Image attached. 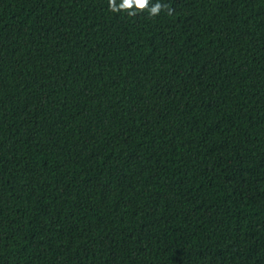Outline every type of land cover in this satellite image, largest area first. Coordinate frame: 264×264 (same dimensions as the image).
Instances as JSON below:
<instances>
[{"label": "trees", "instance_id": "16d2710c", "mask_svg": "<svg viewBox=\"0 0 264 264\" xmlns=\"http://www.w3.org/2000/svg\"><path fill=\"white\" fill-rule=\"evenodd\" d=\"M121 2L0 0V264H264V0Z\"/></svg>", "mask_w": 264, "mask_h": 264}, {"label": "clouds", "instance_id": "9594fccd", "mask_svg": "<svg viewBox=\"0 0 264 264\" xmlns=\"http://www.w3.org/2000/svg\"><path fill=\"white\" fill-rule=\"evenodd\" d=\"M148 4L149 0H122V2L119 3L118 8L120 10L131 9L128 14L133 15L136 13V10L145 9ZM133 5H135V8H133ZM110 7L113 11L117 10V6L114 4L110 3ZM162 7L164 6L161 4L160 0H155V2L152 3L151 7H148V14L152 16L157 15L161 11Z\"/></svg>", "mask_w": 264, "mask_h": 264}]
</instances>
